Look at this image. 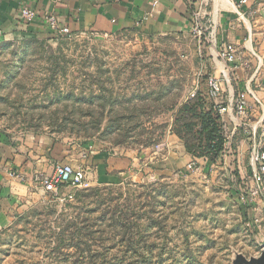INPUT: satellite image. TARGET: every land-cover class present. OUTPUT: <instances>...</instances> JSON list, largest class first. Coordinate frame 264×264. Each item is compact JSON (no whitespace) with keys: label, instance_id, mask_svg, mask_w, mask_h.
Instances as JSON below:
<instances>
[{"label":"rangeland","instance_id":"374dc122","mask_svg":"<svg viewBox=\"0 0 264 264\" xmlns=\"http://www.w3.org/2000/svg\"><path fill=\"white\" fill-rule=\"evenodd\" d=\"M230 9L200 0V36L127 30L0 44V141L24 155L36 139H50L60 163L74 168L96 152L137 158L117 180L90 175L86 188L61 185L62 202L41 183L52 174H36L27 201L0 230V264H231L235 253L259 256L264 201L239 197L257 188L250 153L264 147V72L246 114L230 126L221 115V160L185 153L184 165L155 166L167 147L184 146L171 133L178 110L196 92L209 103L207 78L219 61L209 35ZM260 47L253 44L257 55Z\"/></svg>","mask_w":264,"mask_h":264},{"label":"crops","instance_id":"0c3cea01","mask_svg":"<svg viewBox=\"0 0 264 264\" xmlns=\"http://www.w3.org/2000/svg\"><path fill=\"white\" fill-rule=\"evenodd\" d=\"M239 1L230 0L231 9L220 15L214 36L215 48L222 44L236 46L239 52L234 64L236 69L228 72L222 62L213 59L214 70L209 75L222 79L223 73L228 72L227 79L223 80L222 93L227 107L239 93L248 90L254 93L255 84L264 72V0H247L238 7ZM198 2L200 0H60L58 3L49 0H0V44L27 37H56L44 22L46 15H54L60 26L68 27L71 36L127 30L140 36L185 33L190 31V15ZM24 6L36 12V20L31 26L24 25L19 18V10ZM253 44L261 46L258 55ZM247 102L252 107L248 99ZM227 117L229 126L230 122L235 124L233 113ZM36 142L37 145L29 144L30 148L25 149L24 155H18L6 140L0 141V230L10 225L17 210L27 201V195L33 190L32 179L38 180L36 174L50 176L56 165H63L61 158L54 155L57 145H53L50 139H36ZM167 149L165 158L155 165L159 171L191 161L182 147ZM92 154L83 168L103 182L129 174L137 162L136 157L129 155ZM9 167L30 178L24 183L18 181L10 176ZM66 184L67 181L64 186L67 190Z\"/></svg>","mask_w":264,"mask_h":264},{"label":"built area","instance_id":"2783aa9c","mask_svg":"<svg viewBox=\"0 0 264 264\" xmlns=\"http://www.w3.org/2000/svg\"><path fill=\"white\" fill-rule=\"evenodd\" d=\"M49 1L52 3H58L60 0ZM246 2L247 0H240L238 7H241ZM18 14L21 22L26 26L33 25L36 20L35 10L27 6L22 7ZM249 15H251V13H249ZM43 19L49 30L56 37L71 36L68 27L60 26L54 15H46ZM190 21V32L200 36L202 31L198 27L197 15L194 14V12L190 15ZM209 36L212 39L214 38L213 34H210ZM251 54L253 56L255 55L253 52H251ZM238 56L239 52L236 46L232 44L220 45L215 53V58L224 64L225 69L228 72L229 70L232 71L235 68L234 64L237 63L239 58ZM227 71L223 73L222 79L214 76H209L207 78V97L209 100H212L215 104H217V111L220 115H229L233 113L235 114L234 116L237 115L241 117L246 114L248 107L247 97L251 95L252 92L248 90L246 92L239 93L230 100V107L225 105L222 106L223 80L225 81L227 79ZM250 164L257 188L250 191L248 197H239V200L243 204H253L256 202L257 198H261L264 201V147L258 150L252 149L250 153ZM88 176H90V171L86 168H74L71 165H56L52 175L50 177L43 178L41 183L44 189L50 192L56 200L62 202L64 199L59 197L61 185L65 184V181H67L66 186L68 188L74 190L86 188L88 187L86 182ZM68 198H71V196H68Z\"/></svg>","mask_w":264,"mask_h":264},{"label":"trees","instance_id":"16d2710c","mask_svg":"<svg viewBox=\"0 0 264 264\" xmlns=\"http://www.w3.org/2000/svg\"><path fill=\"white\" fill-rule=\"evenodd\" d=\"M205 96L209 103L196 92L194 100L178 110L171 133L183 141L184 152L191 158L214 165L223 157L225 137L217 104L208 99L207 91Z\"/></svg>","mask_w":264,"mask_h":264},{"label":"water","instance_id":"95a60500","mask_svg":"<svg viewBox=\"0 0 264 264\" xmlns=\"http://www.w3.org/2000/svg\"><path fill=\"white\" fill-rule=\"evenodd\" d=\"M231 264H264V248L257 257L246 258L241 254L235 253Z\"/></svg>","mask_w":264,"mask_h":264},{"label":"bare ground","instance_id":"6f19581e","mask_svg":"<svg viewBox=\"0 0 264 264\" xmlns=\"http://www.w3.org/2000/svg\"><path fill=\"white\" fill-rule=\"evenodd\" d=\"M220 1L223 3V5L224 4H226L227 6L230 5L229 0H220Z\"/></svg>","mask_w":264,"mask_h":264}]
</instances>
